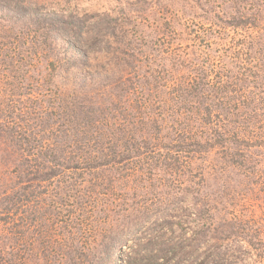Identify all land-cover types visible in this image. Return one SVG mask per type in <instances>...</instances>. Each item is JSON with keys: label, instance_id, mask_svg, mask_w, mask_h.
Segmentation results:
<instances>
[{"label": "trees", "instance_id": "1", "mask_svg": "<svg viewBox=\"0 0 264 264\" xmlns=\"http://www.w3.org/2000/svg\"><path fill=\"white\" fill-rule=\"evenodd\" d=\"M236 10L215 24L256 28ZM122 25L111 14L0 0V73L26 96L0 131L1 162L30 174L22 192L2 191V212L25 204L29 219L33 209L43 264H264V102L251 97L264 85L262 36L239 41L245 57H220L213 77L188 57H89L112 43L122 52ZM55 79L60 87L36 94L38 81ZM241 167L259 186L249 196L235 176ZM55 183L69 227L42 215ZM219 198L225 213H215ZM173 228L181 243L164 239ZM55 246L60 255L50 258ZM1 248L0 264L32 262V251L25 260Z\"/></svg>", "mask_w": 264, "mask_h": 264}, {"label": "rangeland", "instance_id": "2", "mask_svg": "<svg viewBox=\"0 0 264 264\" xmlns=\"http://www.w3.org/2000/svg\"><path fill=\"white\" fill-rule=\"evenodd\" d=\"M262 0H193V5L183 2L182 0H36L39 4L55 11H74L78 14H95L97 16L103 14H111L113 17H120L123 19L122 32L125 40L124 44L120 48L117 44H111L108 49L98 46L99 49H103L102 53L90 52L89 57H136V53L141 52V56L138 57H174L170 60V63L174 62L178 57H188L196 60L198 66L210 65L209 70L212 71L213 77L219 72L218 62L221 63L220 57H233L230 52H238L239 57H245V52L242 51V45L238 46L239 41H250L252 35H261L258 39V43H264V3ZM237 2V4H236ZM259 8L261 10H258ZM239 9V10H236ZM238 11L246 15L253 24L256 26L232 29H222L219 25L215 24V16L221 13L231 14L234 11ZM209 17L208 19L204 16ZM8 26V25H5ZM259 30L262 31H257ZM91 38H94V35ZM130 41V42H129ZM129 42V43H128ZM134 43V44H133ZM133 44V45H132ZM261 55L264 57V44H259ZM251 55V53H249ZM60 57H64L63 53L59 54ZM248 55H246L247 57ZM249 57V56H248ZM251 57V56H250ZM206 59L208 61H206ZM23 60V57L22 59ZM206 64H203L205 63ZM27 62H19L20 67H28ZM102 63V62H101ZM100 63V64H101ZM96 64V63H95ZM98 64V65H100ZM224 64L223 62L221 63ZM122 71L125 70V65L122 64ZM19 72V71H18ZM6 74L8 72H5ZM17 72H14V74ZM124 74V73H123ZM5 75L0 73V91L2 89V96L0 97V131L8 125L7 116H9V109L21 101L26 100V96L23 92H18L14 89L15 86L10 84L5 85ZM44 75L43 77H45ZM8 79L10 77H7ZM50 85L44 84L41 86L40 81L36 87H34L36 94L48 95L51 89L60 87L62 82L55 79ZM8 83V82H7ZM259 85V83H257ZM4 87V88H3ZM74 86L67 87L66 89H72ZM16 91V92H14ZM251 97L255 99L256 104L264 102V85L260 89L255 88L251 91ZM28 97L34 98L35 95H29ZM37 98V97H36ZM29 100V98H28ZM50 103V102H49ZM256 107V105H255ZM5 118V119H2ZM2 139L0 137V143ZM4 157V156H3ZM2 156H0V195L6 193L4 189L11 187L12 190L19 189L20 186L28 184L26 182L30 177V174L25 170L20 173H14L11 171L12 167L6 166L1 162ZM10 169H5V168ZM247 167V166H246ZM241 174L235 175L242 186H246L248 190L244 193L245 196H249L252 191L259 189L255 179L249 180L245 176V167L238 169ZM248 171V169H247ZM9 176L18 177L16 184V178L12 181L8 179ZM20 180L22 182H20ZM59 181V180H55ZM53 190L52 198L43 203V208L46 209L45 213H41L49 219V223L53 217L56 216V222L61 223L65 227H69V221L67 219L68 210H70L69 204L57 205L54 199L56 194V183L50 187ZM212 189V188H211ZM224 204L231 203V197H226ZM212 205L217 206L215 213H225L229 205L225 207L221 204V198ZM20 201H23L20 199ZM38 202H40L38 200ZM190 207V202L186 203ZM12 210L10 215H4L0 208V251L1 246L4 244L6 251H12L17 254L18 259L24 257L28 260V256L32 251L34 252L32 262L27 264H43L42 260L35 258V253L39 250V243L34 240L36 227L33 225V209L26 212L25 204L22 206V210H19L18 205H11ZM46 218V220H48ZM15 223L18 226L15 227ZM22 226V227H20ZM19 227V228H18ZM193 225L191 226V228ZM49 229V228H48ZM12 232L13 235H10ZM174 232V234H171ZM23 235V238L21 237ZM188 236H186L187 238ZM165 240H170L172 243H181L183 237L179 234L176 228L172 231H165ZM38 244V245H37ZM81 245V244H80ZM83 247V244H82ZM52 250V251H50ZM58 248L48 247L47 252L50 253V258H56L58 254ZM240 264H252L251 257L239 256ZM58 262V260H57ZM0 263H6L0 260ZM59 263V262H58Z\"/></svg>", "mask_w": 264, "mask_h": 264}]
</instances>
